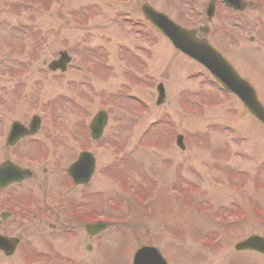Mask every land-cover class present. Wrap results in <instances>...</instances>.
<instances>
[{
  "label": "rangeland",
  "instance_id": "rangeland-1",
  "mask_svg": "<svg viewBox=\"0 0 264 264\" xmlns=\"http://www.w3.org/2000/svg\"><path fill=\"white\" fill-rule=\"evenodd\" d=\"M207 1L196 5L202 2L204 9ZM145 2L182 26H197L189 0H0V163L12 160L8 150H14L22 154L18 164L33 171L22 185L1 194L5 199L8 193L16 208L5 225L0 219V232L18 238L20 245L10 257L0 252V264H132L142 245L160 248L169 264H264L257 252L234 250L245 237L264 235V214L232 226L218 223L247 205L244 196L264 208V125L238 98L226 99L204 67L143 24ZM239 19L243 26L264 25V9L254 6ZM93 48L112 67L91 71L75 64L74 55L97 66ZM61 50L73 57L67 71L48 72L47 64ZM236 50L233 61L264 95L263 42L243 40ZM242 56L252 58V67ZM127 77L146 79L148 85L164 82V102L156 104V93L138 90ZM125 91L135 97L129 99ZM37 109L47 112L39 141L8 148L11 122L27 124ZM100 109L109 112V122L102 137L91 142L84 125ZM73 130L81 146L94 149L96 172L88 185L72 186L66 173L80 149L71 140ZM177 134L184 136L185 149L173 144ZM49 150L52 156L45 157ZM232 183L239 191L245 187L243 192ZM153 187L156 199L141 207L149 196L139 201V195ZM170 188L190 197L178 199ZM121 199L128 210L112 206ZM59 200L62 209L56 212L48 204ZM68 200L76 209L109 217L111 224L88 235L85 226L91 221L73 217ZM27 210L35 214L29 220L23 217Z\"/></svg>",
  "mask_w": 264,
  "mask_h": 264
},
{
  "label": "water",
  "instance_id": "water-1",
  "mask_svg": "<svg viewBox=\"0 0 264 264\" xmlns=\"http://www.w3.org/2000/svg\"><path fill=\"white\" fill-rule=\"evenodd\" d=\"M216 0H212L215 2ZM146 17L159 29L161 30L174 44V46L182 52L192 56L193 58L209 64L211 69L214 71L215 64L222 62V57L216 52L206 41L199 40L195 37L194 31L187 30L174 23L167 15L155 11L148 4L142 7ZM66 58H61L59 62L51 64L52 68L59 65H64ZM227 70L231 73V81L227 80V74L224 79L227 82H234V80L242 86L240 96L242 97L246 106L250 109L252 114L260 119L264 123V108L258 102L257 97L253 89L239 79L233 70L229 66L225 65ZM64 68V66H63ZM222 75V74H221ZM220 75V76H221ZM161 96L162 90L160 89ZM161 102V100H160ZM94 132L96 136H99L106 123V116L98 115L94 120ZM88 157L86 160L80 159L70 169L69 173L73 176L76 183H86L90 179L91 173L94 169L93 160ZM4 168L0 169V183L7 182V177L4 176ZM107 224L100 223L94 226H87V232L89 234H96L103 230ZM257 241H262L264 244V238L258 236H252L244 242L236 245L237 249H244L247 247H254L253 244ZM17 240L7 239L6 237L0 236V247L4 248L7 254H11L16 246ZM259 243V242H258ZM264 252V247L258 248ZM134 264H166L159 250L155 247H144L140 249L134 258Z\"/></svg>",
  "mask_w": 264,
  "mask_h": 264
},
{
  "label": "flooded vegetation",
  "instance_id": "flooded-vegetation-1",
  "mask_svg": "<svg viewBox=\"0 0 264 264\" xmlns=\"http://www.w3.org/2000/svg\"><path fill=\"white\" fill-rule=\"evenodd\" d=\"M251 7H254V5ZM195 13H197L196 20H198V22H196L197 24L195 23V25H197L195 28H198V30H200V28H202V25L207 26L205 34L199 33V35L202 37H206L210 42L218 46L220 49V46H223L222 44H225V46H223V50L224 52H226V54H228V57L231 60H233L232 53H235L237 51V43L231 41L232 39L236 38L234 33H236V35L238 36L240 29L246 28V30H251L254 28L250 25L243 26V23L240 22V19H238L239 12L230 9L221 1L217 2L214 15L211 17L210 20H208L207 18L208 16L206 14V8H201L200 12L199 10H197L194 12V14ZM251 40L253 41L254 39ZM242 59H244L243 56ZM233 63L240 70V72L246 75L244 70H242L236 62ZM246 66L249 67L250 65ZM72 128L74 129V124H72Z\"/></svg>",
  "mask_w": 264,
  "mask_h": 264
}]
</instances>
